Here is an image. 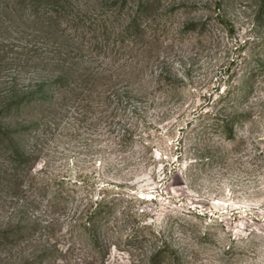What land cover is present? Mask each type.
<instances>
[{"label": "rangeland", "instance_id": "obj_1", "mask_svg": "<svg viewBox=\"0 0 264 264\" xmlns=\"http://www.w3.org/2000/svg\"><path fill=\"white\" fill-rule=\"evenodd\" d=\"M70 1L81 25L0 0V110L56 96L0 117V264H264V0ZM101 199L103 257L75 229Z\"/></svg>", "mask_w": 264, "mask_h": 264}, {"label": "trees", "instance_id": "obj_2", "mask_svg": "<svg viewBox=\"0 0 264 264\" xmlns=\"http://www.w3.org/2000/svg\"><path fill=\"white\" fill-rule=\"evenodd\" d=\"M17 5H20L23 8H29L34 14H39L41 9H49L52 12V16L54 18H59L61 20H65L67 22L73 23L75 25H81L80 18L73 15L75 11V6L70 0H17ZM75 16V17H74ZM220 17V22L228 27L230 32H233V27L223 18L221 15H218ZM257 17L260 19L264 17V1H262ZM60 20V21H61ZM131 26L137 25V22L134 20ZM202 24L200 22L192 23L190 25V28L192 30H200ZM139 28V26H138ZM138 30V29H137ZM260 76H264V65L259 66L257 69H255L248 80V87L251 92L254 91L255 85L257 83V80ZM72 76L70 74H67L66 71L61 69L58 71V75L52 79L48 84L50 85H61L66 86L64 89L65 91L70 88ZM98 79L96 75L90 76V79L84 82L83 84L75 83V89L74 93L77 92L78 89L82 91V94L87 97L95 96L98 94V91L100 90V87L97 85ZM80 97V93L77 94ZM51 98V99H50ZM56 96L50 97L49 95H42L40 93L35 94L33 96H25V97H17L13 101L6 102L5 106L0 110V117L10 114L13 111H19L20 109H23L25 106H29L32 104H38L45 101H55ZM50 99V100H49ZM235 120V118L231 119L230 121H227V124L225 125L226 132H227V138L233 139V130L231 129V124ZM11 133V130H5L0 125V137L3 138V140H8V135ZM14 160L15 162L22 168V166H26L27 162L30 161V159L27 156H24L18 151L14 150ZM111 211V207L109 204H107L106 199H101L100 201H96L94 203H91V205L85 210L82 219L79 220L78 224L75 226V229H77L78 234L82 236L84 241L89 245L90 249L93 251H97L101 257L104 255L101 236L97 233V228L101 225V219L104 215L108 214ZM20 229V228H18ZM25 231H31L34 229L32 226H26L23 227ZM17 230V229H16ZM15 234V236L19 238H23V234L15 233V229H8L4 231H0V238L4 239L5 241H11V236ZM112 245H116L115 243H111ZM163 258V261L165 262V259L167 261H170L171 259L178 261V257L176 252L167 244V242L162 241L161 245L157 249L154 255V259H160Z\"/></svg>", "mask_w": 264, "mask_h": 264}]
</instances>
